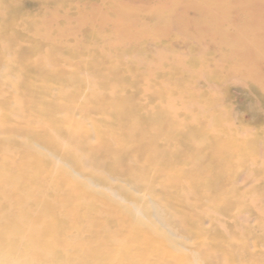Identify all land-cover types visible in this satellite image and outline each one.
<instances>
[{"label": "rangeland", "instance_id": "rangeland-1", "mask_svg": "<svg viewBox=\"0 0 264 264\" xmlns=\"http://www.w3.org/2000/svg\"><path fill=\"white\" fill-rule=\"evenodd\" d=\"M117 1L130 2L128 6L135 7L137 16L144 15L140 19L147 21L141 24V29L132 19L126 22L121 20L120 23L116 21L118 14L112 9L116 0H101L103 4L100 0H0V95H4L0 96V151L3 150L2 144L6 143L4 150L11 158L6 168L33 157L45 159L50 166L52 163L50 174L54 179H61L62 186L46 184L48 179H43L36 166L33 171L35 175L41 176L33 177L34 185L49 196L54 191V195L64 194L66 187L63 185L70 184L73 188L67 192L77 197L71 201V205L80 201L79 195L83 199V202L74 206L76 213L83 215V244L96 243L94 247L100 248L104 239L106 243L111 240L109 244L116 248L115 252L125 257L130 264L134 261L137 264H166L172 255L182 256L181 262L185 264H190L191 259L193 264H234L232 260L239 257L242 259L238 264H264V233L259 231V227H264V95H260L257 87L252 85L254 78L222 76L220 73L221 68H228L235 59L245 60L244 56L249 55L247 51L240 57H227L231 62L226 60L227 52H231L230 46H236L235 42L244 45L247 38L256 37L255 41H251L257 48L264 41V9L249 6L244 8L246 12L237 8L225 13L227 19L236 24L235 28L219 26L215 34L205 27L201 28L200 34L209 35L212 40L206 38L198 41L200 48L185 32L179 29L169 32L157 24V19L148 20L147 15L152 10L149 9L154 6L153 3H158L157 0ZM163 1L159 0L158 4L161 6ZM212 1L196 0L200 6ZM222 1L215 2L222 4ZM84 2H89L90 7L86 3L83 5ZM43 5L47 8L44 9ZM55 5H60L61 10L56 9L60 19L52 17L54 13L57 15L56 10L54 12L51 8L55 9ZM169 5L166 2L161 8L157 5L154 8L157 11L164 7L159 12L160 17H166L174 11ZM96 6H100L96 8L97 11L94 9ZM74 9H82L79 11L81 14ZM60 12L64 16H60ZM88 12L91 15L89 17ZM258 13H262L263 19L261 15L256 16ZM47 14L52 20H39ZM199 17L205 22L211 20L208 16V19L201 15ZM53 18L57 21L56 26ZM81 18L83 21L80 20L79 29L77 19ZM194 18L198 20V16ZM63 19H67L66 23ZM45 21H48V25ZM89 22L93 23L91 28ZM113 23L119 27L112 26ZM36 25L38 30L34 28ZM61 25L67 26L66 30ZM68 25H72L71 29L74 27L73 31L78 29L79 32L70 31ZM96 27L99 30H93ZM44 28H50L49 37ZM110 28L119 30L118 33L122 35L117 36L131 40L127 48L113 45L111 39L115 33ZM67 30L71 33L68 34ZM250 30H254V33H249ZM38 31L41 33L37 35ZM239 32H243L245 38ZM59 35L64 37L60 38ZM224 36L229 40L224 41ZM60 41L64 45L72 42L87 45L79 44L77 48L57 46ZM149 41L156 46L159 44L157 48H162L166 56L159 57L161 49H144ZM172 41H175V45L171 44ZM192 51L200 56H195ZM220 51L226 53L221 54ZM211 53L214 56L210 57ZM217 54L225 57L218 58ZM141 58L145 59L146 65H137V59L141 61ZM92 65L99 69L107 66L108 79L99 81ZM191 67H197L201 75L189 73ZM204 68L210 69L205 71ZM263 71L264 68L260 69L256 78L263 76ZM73 73L83 82L74 81ZM196 78L200 79L201 96H196L193 91L194 85L198 84L194 82ZM98 101L103 103L101 111L95 103ZM211 105L215 113L209 110ZM210 112L213 113V120L208 125L205 119H209ZM4 116L7 120L3 119ZM57 121L82 128V141H77V137L69 134L72 141H77L83 147L98 149L105 143L111 146L114 152H108L111 160L104 164L102 162L106 158L94 153L90 159L99 162V166H85L82 172L72 161L66 160L43 141L42 131L39 130H46L51 136H61L54 129ZM18 123L30 124L37 134L31 137L33 134L30 131L10 132L11 127ZM61 137L64 142L67 136ZM26 143L33 149H27ZM19 154L26 155V158ZM2 162L0 159V165ZM117 168L130 174L135 171L131 179L137 181L139 186L117 174ZM92 171L103 180L91 175ZM153 181L155 184H152ZM24 184L25 180L21 186ZM48 199L53 207L62 205V202L50 197ZM139 204L149 206L150 220L171 242L150 229H146L148 234L138 229L143 224H130L133 217L127 215L126 210L130 212ZM80 208H83V212ZM156 212L162 218L161 221L155 220ZM114 213L121 218L120 226L109 223ZM140 218L145 221V217ZM193 219L201 229L202 234L199 236L194 232L187 233L188 228L194 226ZM103 221L107 225L98 224ZM97 231L100 233L96 234ZM216 232L218 234L214 237ZM97 237L103 240L99 241ZM140 239L144 240L143 246L136 245ZM220 248L225 253H220ZM234 248H243L244 252L235 251L234 256L228 255ZM202 249L211 252L209 258H206ZM89 257L86 254V258Z\"/></svg>", "mask_w": 264, "mask_h": 264}, {"label": "bare ground", "instance_id": "bare-ground-1", "mask_svg": "<svg viewBox=\"0 0 264 264\" xmlns=\"http://www.w3.org/2000/svg\"><path fill=\"white\" fill-rule=\"evenodd\" d=\"M129 1H133V0H129ZM157 1H158V3H160L159 0H157ZM215 1H217V0H213L210 3H205V4L200 6V4L198 2H196V0H188V1H186V0H164L163 2H161V6L165 5V3L167 2V4L168 3L170 4L168 7H170L171 10H174V11H172L171 14L166 16V17H160V13L162 12V10H164L163 9L164 7L162 9H160L161 6L158 3L157 4L153 3L154 6L157 5V7H160V8L156 11L157 8H154V6H152V7L150 6L151 8L149 9V11L151 9L152 10H151L150 13H148V15H147L148 17L147 18H148V20L152 19V18L157 19V24L161 28H163L165 30H168V31L171 30L172 31L173 29H175L177 31L179 29V30L185 32L186 34H188L190 36V38H192L194 40L193 42L198 44L199 43L198 41H200V40L204 41L206 38L207 39L209 38V40H212V38L209 37V35H203L202 36V34H200L199 30L201 28L205 27L209 32H212V34H215V33H217L219 31V29H218L219 26L220 27L226 26L227 29H228V27L235 28L236 24L233 23V22H230L229 19H227L228 15L226 16L225 13H227L229 11L233 12V10H235L237 8H241V9H244V8H247V7L249 8V6L250 7H256V8L258 6H260V7H262V9H264V0H262V1L261 0H259V1L258 0L257 1H255V0H224V2L222 1L223 2L222 4L221 3L219 4V3L215 2ZM75 2H76V0H75ZM93 2H95V1H93ZM98 2L99 1H97L96 3H98ZM151 2H149V3H151ZM14 3H16V2H14ZM74 3H72V4H74ZM85 3L86 2H84L83 5ZM88 3L89 2H87L86 4L88 5ZM100 3H102L101 0H100ZM126 3L127 2H122V1L118 2L117 0H116V2H114V5H113L112 9H113V11H115V13L118 14V15H116V18L115 17L114 18L117 19L116 21H119L118 23H120L121 20L122 21L124 20V22H126V20H128V19H132L131 21L135 22V25H138L139 28H140L141 24L146 23L147 19H144V20L140 19L142 16L144 17V15H141L140 17L137 16V14H136L137 10L135 9V7L128 6V5H131V4H129L130 2L127 3V4ZM200 3H202V2H200ZM93 4L94 3H92L91 5H93ZM57 5H58V3H57ZM75 5H76V3L74 4V6ZM40 6L42 7L41 4H40ZM59 6L58 7L56 6L55 9L53 7H51V8L54 11L57 8L60 9ZM43 7H44V5H43ZM76 7H79V6H76ZM76 7H74V8H76ZM99 7L96 6L94 9L96 10V8H99ZM45 8H47V7H44V9ZM91 8H93V7H91ZM166 8H167V6H166ZM170 8H167V9L170 10ZM52 9H50L51 11L47 10V12L49 11V12L52 13ZM82 9H85V8H82ZM82 9H79V11L82 10ZM74 10H76V9H74ZM95 10H93V11H95ZM106 10L110 11L109 8H107ZM160 10H161V12H159ZM246 10H245V12H246ZM43 11L44 10H42V12ZM70 11L71 10H69V12ZM76 11L79 14H81L78 10H76ZM91 12H92V9H91ZM147 12H148V9H147ZM167 12H169V11H167ZM259 12H260V8H259ZM56 13H57V10H56ZM85 13L87 14V12H85ZM88 13H89L88 14V17H89L90 12H88ZM143 13L145 14V12H143ZM96 14H97V12H96ZM261 14L258 13V14H256V16L259 17V15H261ZM263 14H264V12H263ZM61 15H63V12H62V14L60 12V16ZM75 15H77V13H75ZM138 15H140V14H138ZM200 15H201V17H205L206 19H208L206 17V16H208L211 20H209L207 22H205L203 20H199V18H200L199 16ZM47 16H48V14L46 15V17L45 16L44 17H40L39 20H41L43 18H44L43 20H45V18L47 20V18H48ZM53 16H54V18H58L59 17L58 13H57V15L54 13V15H52V17ZM102 16H104V15H102ZM118 16H120L121 19H119ZM195 16H198V18H196L198 20H196V21H195V18H194ZM36 17L38 18V16H36ZM79 17L84 18L82 15H80ZM229 17H231V16H229ZM37 18H35V19L38 20ZM82 18L81 19H77L78 22L80 20H82ZM90 18H92V17H90ZM138 18L140 19V21L138 20ZM48 19H50V15H49ZM58 19H60V18H58ZM67 19L69 20V18H67ZM67 19H63L65 23H66ZM115 19H112V20H115ZM262 19H263V16H262ZM262 19H260V20L262 21ZM39 20H38V22H39V24H41ZM50 20H52V19H50ZM55 20L56 19H54V21ZM75 20H74V22H75ZM77 20H76V22H77ZM85 20H87V19L85 18ZM152 20L154 21V19H152ZM152 20H151V22H152ZM30 21H32V20H30ZM69 21H71V19ZM82 21H80L79 23L77 22L79 29H80L79 24ZM95 21H96V18H95ZM105 21L106 20H104V22ZM257 21H259L258 18H257ZM20 22H22V21L20 20ZM56 22L57 21H55V23H54L55 25L53 24L54 26L57 25ZM112 22H114V21H112ZM262 22H264V20ZM45 23H47V25H48V21L47 22L45 21ZM86 23H88V22H86ZM89 23L91 24V22H89ZM93 23H94V21H93ZM255 23L256 24H260L259 22L258 23L255 22ZM92 24L90 25L89 28H91ZM113 24H112V26H115V24L114 25ZM151 24H153V23H151ZM248 24H249V22H248ZM37 25H38V23H37ZM37 25L34 27L35 30H38L37 29ZM42 25H44V23ZM82 25H83V23H82ZM96 25H97V23H96ZM116 25H118V24H116ZM68 26H69L68 28H70V31H72V32L78 31L79 32L78 29L73 31L74 27L71 29L72 25H68ZM256 26H258V25H256ZM61 27H64V26L61 25ZM65 27H67V26H65ZM97 27L99 28L100 26L97 25ZM108 27H107V29H109ZM115 27H119V26H115ZM145 27H146V25H145ZM148 27L149 26L147 24V29H148ZM58 28L61 29L59 24H58ZM96 28L93 29V30L101 29V28H99V29L98 28L96 29ZM253 28H255V26ZM44 29H46V28H44ZM49 29L50 28L46 29L48 32L45 31V33L48 34L47 37H49V32H50ZM110 29L114 30V33H115V36H114L115 38L113 37V35H110V36H112L114 38V39L113 38L111 39V42L113 41L112 42L113 45H118V46H121L123 48H127L129 46L131 40L129 38L128 39L125 38V36L124 37L123 36H117L116 34L120 33V32L118 33L119 30L112 29V28H110ZM65 30H66V28H65ZM111 30H110V32H112ZM115 30H116L117 33L115 32ZM258 30H260L259 26H258ZM136 31H142V30H136ZM235 31H237V30H235ZM39 32L40 31L37 32V35H38ZM110 32L108 31V34ZM251 32L253 34L254 30L253 31L250 30L249 33H251ZM45 33H43V34H45ZM64 33H67V32L64 31ZM69 33H71V32L68 31V34ZM166 33H168V32L166 31ZM240 33L241 32H239V34ZM242 33H241V35H242ZM43 34H40V35L43 36ZM135 34H136V32H135ZM147 34H148V32H147ZM119 35H122V34H119ZM79 36L80 35H78V37ZM161 36H165V35L162 34ZM242 36H243V38H245L244 35H242ZM59 37L62 38L64 36L61 37L59 35ZM258 37H259V35H258ZM150 38L152 39V37H150ZM150 38H149V40H151ZM225 38H226V40H224ZM225 38L223 39L224 41H228L229 40L228 37H225ZM255 38L250 36V38H249L250 40L248 38H247V40L245 39L246 41L244 42V45H241V44L239 45L237 43L239 41L235 42L236 46H230L231 45V43H230L229 46L231 48V52L232 53L229 50L230 53L227 52L226 57L224 55L226 60L228 59L227 57L231 58L234 55H236V56L238 55L240 57L243 53H245L247 51H248L249 55L244 56L245 60L241 58L242 59L241 61H236V59H235L234 60L235 62H234L231 59H228V61L231 60L233 62V64L228 66V68H223V69L221 68L220 69L221 70L220 73L222 74V76L240 75L241 77L243 76L244 78L250 79V80H252V78H254L253 81L257 85L254 84L253 81H252V85L257 87L260 95H264V75L263 76H258L256 78V73H258V75H259V70L260 69L262 70V68H264V49H263L264 41L263 42L261 41V43L258 44L257 48H255V45L251 41V40L255 41ZM262 38H264V37H262ZM76 39H77V37L74 40H76ZM79 39H81V38H79ZM137 39H132V40H137ZM184 40L186 41L188 39H184ZM259 40H261V39H259ZM56 41H55V38H54V42H56ZM108 41L110 42V39ZM76 42H77V40H76ZM134 42L137 43V41H134ZM172 42H171V44H174L175 41H172ZM65 43H67V42L65 41ZM232 43H233V41H232ZM79 44H81V42ZM79 44L72 42L71 44L68 43V44L64 45V43L62 41H60V42L57 43V46L61 45V46H66V47L69 46V48L70 47H72V48L76 47L77 48V46H79ZM107 44H109V43H107ZM191 44H194V43H191ZM219 44H221V43L218 42V46H220ZM85 45H87V43L82 45V46H85ZM158 45L159 44H157V46ZM199 45L200 44H198V46ZM17 46H19V45H17ZM157 46H156V44L154 45V43L152 41H149L144 46V49L146 47V48H148V50L151 49L152 51L154 49H159V50L161 49L162 50V48H157ZM214 46H216V45H214ZM226 46H228V45H226ZM200 48H201V45H200ZM212 48L214 49V47H212ZM217 48H219V47H217ZM203 49H205V48H203ZM146 50H144L145 51V52H143L144 54L146 53ZM217 50L219 51V49H216L215 51H217ZM199 51L201 52V49ZM210 51L212 52V50L209 49V52ZM194 52L193 53L195 54V56H196V54H197V56H200V54L198 55V53H199L198 50H197L198 53L196 51H194ZM222 52H221V54H222ZM166 54H165V51L162 50L159 53V57H160V55L165 57ZM221 54H220V56H221ZM212 55L213 54L211 53L210 57H212ZM217 55H218V58H221V59L224 58L223 56L219 57V54H217ZM236 56L234 58H238ZM80 58L81 57L77 58L76 60H78ZM214 60H217V59H214ZM212 62H211V64H212ZM135 63H136V60H135ZM144 64L145 65L147 64L145 59L142 60V58H141V61H140V59H137V65L138 66L139 65L142 66ZM222 65H224V64H222ZM205 66L207 67L208 65H205ZM214 66H216V68L218 69L217 64L214 63ZM224 66H226V65H224ZM106 67L107 66H103L102 68L100 67V69H99L97 66H93L92 65V68H93L94 72L96 73V75L98 76L97 79H99V81H102L104 79H108V77L106 76ZM193 67H191V70H189V73L197 74V75L200 74L201 71L199 69L196 70L197 67H195V69H192ZM220 67L221 66H219V68ZM210 68H206V69L204 68V69L206 71L207 69H210ZM207 73H209V72H207ZM210 74H212V73H210ZM214 75H215V73H214ZM211 76L213 77V75H211ZM211 76H210V78H211ZM219 76H220V74H219ZM49 77H51V76L49 75ZM72 78H73L74 81H77V82L78 81L79 82L82 81L80 78H78L76 76L75 73H73ZM206 78H207V76H206ZM225 79H227V78H225ZM92 80H93V78H92ZM199 80L200 79H198V78H196L195 81L192 80L195 83H198V84L194 85V87H193V89H194L193 91H194V94H196V96H201L200 95L201 93H199V92H201V86H199V84H200ZM215 80L218 81L216 78H215ZM219 82H221L220 79H219ZM2 96L4 97V95H2ZM194 101L196 102V100H194ZM95 103L98 104V106L100 108L99 110L101 111L102 108H103V103H101V101H98V102H95ZM208 108H209V110H211V112L214 111L213 110V105H211V107H208ZM93 109H94V107H93ZM211 112H210L209 119H208V117L205 119V121L208 120V122H207L208 125L210 124L211 120H213L211 114L215 113V112H213V113H211ZM3 119L7 120V118L5 116H4ZM3 122H4V120H3ZM56 124H57V127L54 128V129H56L60 133L61 136H64V135L67 136L65 138L64 142H62L63 140H62L61 136H58V135L51 136L50 134L47 133L46 130H39V131H42L43 141L45 142V144L47 146H49L52 149H54V151L59 152L66 160L72 161L73 164H75L82 172H83V167H85V166L86 167H90L89 165H91L93 167L94 166L95 167L99 166V162H96L95 160L90 159V157H93L94 153H97V155H99L102 158H106L105 161L102 162L104 164L111 160L108 152H111V153H114V152L112 150V147L109 146L108 144L105 143L102 148H98V149L96 147H90V146H84L83 147V145H80V143L77 142V141H82L83 140V138H81V136L83 135V129L82 128L73 127V126L69 125L68 123L61 122V121H59ZM66 125H69V127L66 126ZM30 126H31L30 124H25V123L24 124H19L18 123L15 126L11 127V129L9 131L13 132V134H16V132L17 133H26L27 131H30L33 134L31 137H33V136H35L37 134L36 133L37 130L34 129V128H30ZM69 133H71L75 137H77L78 140L76 142L72 141V137L70 136ZM26 144H28V145H25V146H27V149H30V148L33 149V147L29 145V143H26ZM5 145H6V143L2 144L3 150L0 151V159L3 160L2 164L0 165V264H130L125 257H123L121 254H118L117 252H115L116 248L113 245L109 244L111 240L106 243V241L104 239L103 245L100 246V248L99 247L98 248L94 247V244H96V243H93V244L92 243H88L86 245L83 244V215L77 214L76 211H75V208H74L75 205H78V203L83 202V199H81V197L79 195L78 197H79L80 201L77 202L76 204H72L71 205V201L75 200L77 197H72L71 193L67 192L68 190H72V188H73L70 184L66 183V184L63 185V186L66 187L64 194H56V195H54V193H56V191H54L49 196L46 193H45L46 195H44L43 191H41V189H38L36 184L34 185L33 177L34 178H38L41 175H43L42 176L43 179H48L46 184H55V185L60 184L62 186L63 181L61 179H54L53 176L50 174L51 169H52V168H50V167H52V163L51 162H50L51 163V166H50L49 163H48L49 164L48 165L47 162L44 161L45 159L43 160V159H39V158L33 157V159H31V160L30 159H25L24 161L19 162V164H15L14 166H10V167L6 168V164L9 161H11V158L7 155L8 153L4 150L5 149L4 148ZM116 150L117 149H115V152H116ZM21 154H19L20 157L26 158V155H21ZM41 161H43V163H41ZM35 166L37 167V169H38V171H39V173L41 175L40 174L38 176L35 175V173L33 171V168ZM115 172L117 174H121L122 177H125L126 179H128L132 184H135V185L137 184V186H139L138 185L139 183H137V181H133L131 179V177L134 178L135 171H133L132 174H130V172L129 173L128 172L125 173L124 170L117 168V169H115ZM91 175L97 176L93 171L91 172ZM97 178H98V180H103V178L100 177V176H97ZM23 180H25V184L21 186V183H22ZM152 184H155V182L153 181ZM75 185H76V183H75ZM19 187L22 188V189H20ZM48 197H50V199H53L55 201L62 202V205H60L58 207H53V203H48V200H49ZM261 206H262V204H261ZM133 208L134 209L131 210L130 212L128 210H126L127 215H130V216L133 217V219L130 222V224H134V225L143 224L138 229L143 230V232H146L147 234L149 233V231L146 230V229H150L152 232H155V233H157L159 235H162L167 241L171 242V240H169L167 238V236H165L161 232L159 227H157L156 223H154L153 220H150L151 219L150 218V208H149V206L147 204L146 205L139 204V206H135ZM80 211L83 212V208H80ZM140 216L145 217V221L141 220ZM119 218L120 217L117 216L114 213V215L109 220V223L113 222V225H115V227L120 226L121 222H120ZM156 219L158 221L162 220V218L160 217V215L157 212L155 213V220ZM98 224L99 225H107L106 221L98 222ZM193 224H194V226L191 229L188 228V232L187 233L191 234L192 232H194V233L197 234V236L201 235L202 234L201 233V229L198 227L195 219H193ZM172 228L176 230V228H174V227H172ZM259 231H260V233H262V231L264 233V227L263 226L259 227ZM99 233H100L99 231L96 232V234H99ZM217 234H218V232L215 233L214 237ZM143 235H146V234H143ZM129 238L131 240H134L133 236H130ZM97 240L102 241L103 238L102 237H97ZM143 241L144 240H141L136 245L140 244L141 246H143V244H142ZM88 249H89V251L87 252ZM202 250L205 251L206 258H209L211 252L207 251L206 249H202ZM235 251L244 252V249L243 248H234V249H232V250H230L228 252V255L234 256L236 254ZM220 253H225V251L220 248ZM86 254H89L90 257L86 258ZM168 259L169 260H167L166 264H173V263H175V264H185L184 262H181V261H183V258H182V256H179V255H172ZM241 259L242 258L239 257V258H235V260H232V261L234 262V264H238V262H241ZM133 264H137V262L134 261ZM190 264H193L192 259L190 261Z\"/></svg>", "mask_w": 264, "mask_h": 264}]
</instances>
